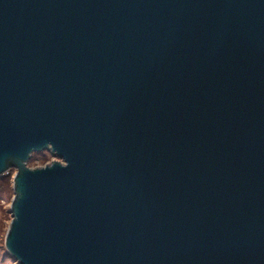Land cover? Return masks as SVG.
<instances>
[{"label":"water","instance_id":"water-1","mask_svg":"<svg viewBox=\"0 0 264 264\" xmlns=\"http://www.w3.org/2000/svg\"><path fill=\"white\" fill-rule=\"evenodd\" d=\"M10 169L16 264H264V0H0Z\"/></svg>","mask_w":264,"mask_h":264},{"label":"rangeland","instance_id":"rangeland-1","mask_svg":"<svg viewBox=\"0 0 264 264\" xmlns=\"http://www.w3.org/2000/svg\"><path fill=\"white\" fill-rule=\"evenodd\" d=\"M53 160L56 159L46 152L35 153L32 155L28 167H42ZM14 174L15 169H10L0 177V264H16L4 247L5 234L11 220L9 208L13 197L12 180Z\"/></svg>","mask_w":264,"mask_h":264}]
</instances>
